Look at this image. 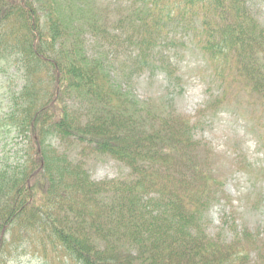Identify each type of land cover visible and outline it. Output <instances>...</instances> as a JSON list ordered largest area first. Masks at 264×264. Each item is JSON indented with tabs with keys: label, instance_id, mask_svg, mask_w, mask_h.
Segmentation results:
<instances>
[{
	"label": "trees",
	"instance_id": "16d2710c",
	"mask_svg": "<svg viewBox=\"0 0 264 264\" xmlns=\"http://www.w3.org/2000/svg\"><path fill=\"white\" fill-rule=\"evenodd\" d=\"M71 1L0 0V60L25 64L27 70L32 63V70L39 74L44 70L48 80L52 79L45 91L32 90L29 85L12 90V110L0 116V135L33 121L40 143L36 156L17 163L18 167L1 158L0 231L6 227L9 239L0 237V252L6 249L14 258L42 249L36 254L45 253L40 255L52 262L56 258L50 259L51 254L58 251L60 260L74 264H263L246 260L251 256L245 251L242 255L239 245L223 247L222 238L207 235V198L218 182L209 175L211 170L204 168L205 159L186 160L177 143L171 147L173 133L161 136L148 108L139 110L131 97L116 92L122 84L112 76V60L98 44L102 39L110 41V33L106 35L92 11L83 10L88 0L72 1L77 12H71ZM177 1L185 10H193L189 21L175 16L176 22L169 23L166 19L172 16L171 11L165 15L161 10L159 14L165 16H156L133 30L132 35L139 36L135 46L144 45V67L149 64L148 50L159 43L160 32L179 23L180 30L196 38L211 60L223 56L232 62L231 51L239 54L242 71L264 68L260 62L264 27L246 0ZM131 19L133 29L136 22ZM89 35L97 37L94 44L88 42ZM52 69L57 71L53 78ZM248 77L243 79L249 81ZM122 97V106H117ZM92 98L98 102L90 106ZM113 104L116 108L109 110ZM96 105L103 110L95 113ZM82 112L86 125L79 127L76 121ZM16 116L21 117L15 120ZM5 117L9 119L2 120ZM139 117L154 124L147 128L138 123ZM182 127L187 129L186 124ZM48 129L61 133L57 138L63 143L60 148L52 144L55 138L41 135ZM69 136L75 137L74 144ZM83 139L96 143L93 156H112L125 162L131 169L128 177L91 179L85 161L72 150L74 145L81 146ZM41 161L43 170L33 176ZM25 195L28 200H23ZM19 244H25L23 251L17 250Z\"/></svg>",
	"mask_w": 264,
	"mask_h": 264
},
{
	"label": "rangeland",
	"instance_id": "374dc122",
	"mask_svg": "<svg viewBox=\"0 0 264 264\" xmlns=\"http://www.w3.org/2000/svg\"><path fill=\"white\" fill-rule=\"evenodd\" d=\"M88 1L90 5L84 1L87 5L83 10L93 9L103 24L104 18H108L107 24L113 40L102 51L113 61H110L112 76L122 84L116 92L120 91L131 97L134 103L139 104V110L148 108V112L152 114L149 117L156 120L155 126L160 130L161 136H169V132L175 135L171 147L173 143H177L182 149L179 154L194 163L205 159L204 168L211 170L209 175L218 182L207 198L209 206L205 222L208 235L212 238L215 235L221 236L223 247L232 245L235 248L239 245L242 255L245 251L251 256L246 257V260L264 264V68L255 72L242 71L237 60L239 54L231 51L229 56L232 57V62H226L223 56L210 60V54L199 47L195 39L194 46L190 36H184L180 29L170 31L172 24H169L167 32H160L159 43L148 50L150 67L139 70L136 58L144 57L136 56V49L127 41L129 36L132 43H135L132 30L117 28L124 26L117 20L131 15L134 20L141 17L143 25L153 21L156 16L163 15L159 14L162 10L165 15L167 11H171L172 16L166 19L169 23L174 21L175 16L189 21L193 10H185L178 5L180 2L177 0ZM68 2L69 0H63V3ZM73 2L71 12H77L78 7ZM248 2L259 22L264 24V0ZM175 25L180 27L179 23ZM88 42L94 44V38L88 37ZM68 46L72 47V44L69 43ZM142 50L143 48L140 49ZM34 60L37 59H28L30 62ZM30 67L27 70L25 64L10 65L7 60H0L1 117L9 115L12 110L9 107L12 90L16 92L21 90L22 85H29L32 90L45 91L52 83L44 70L39 74V70H32V63ZM165 67L173 69L176 74L171 76ZM54 71L56 70H51L52 78ZM245 76H249V81L243 79ZM252 80L257 82L251 83ZM123 100V97L119 98L116 105L122 106L119 101ZM92 102L90 106L98 101L92 98ZM99 103L102 105V102ZM58 108L57 106L53 110ZM112 108L116 106L113 104L108 109ZM102 110L97 105L94 107L95 113ZM139 115L143 116L144 113ZM104 116L107 117L106 109ZM131 116L133 118L135 115ZM20 117L16 116L14 119ZM6 119L9 118L2 120ZM137 120L147 128L154 124L150 119L147 123L140 117ZM183 124L187 125V129L182 127ZM77 125L83 127L80 122ZM250 127H254L260 135H255ZM51 131L48 129L47 133L41 135L49 139L55 138L52 144L58 147L62 143L57 139L61 133L52 131L49 134ZM38 136L33 121L12 132L3 133L0 136V161L7 157L11 166L18 167L17 163L26 162L30 156L34 158L40 145ZM69 140L74 144L75 137L69 136ZM189 142L191 146L187 147ZM72 150L78 154V159L85 161V167L93 179L127 178L130 174L131 170L125 162L109 156L91 160L92 149L83 141L81 146L74 145ZM71 156L77 158L76 154ZM17 171L19 174V169ZM23 200H28V197L25 195ZM244 226H248L251 238L236 234ZM19 246L18 251H23L26 247L25 244ZM30 252L25 251L12 258L5 249L0 252V264H50L43 257L45 253H39L43 256L36 254L43 252L42 249H32ZM56 255L58 251L50 256V259L56 258L52 264H74L66 263Z\"/></svg>",
	"mask_w": 264,
	"mask_h": 264
}]
</instances>
